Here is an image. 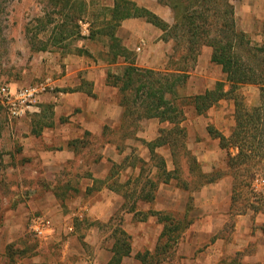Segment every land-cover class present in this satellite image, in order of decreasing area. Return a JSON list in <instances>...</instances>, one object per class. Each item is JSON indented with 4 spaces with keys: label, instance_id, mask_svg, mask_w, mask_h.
<instances>
[{
    "label": "rangeland",
    "instance_id": "rangeland-1",
    "mask_svg": "<svg viewBox=\"0 0 264 264\" xmlns=\"http://www.w3.org/2000/svg\"><path fill=\"white\" fill-rule=\"evenodd\" d=\"M65 1L0 0V75L4 79L10 74L21 84L32 77L27 85L42 79L33 78L36 71L30 64L32 57L23 52L27 44L39 45L47 35L62 28L66 35L83 36L84 24L88 27L84 37L91 28L102 31L97 30L102 27L101 20L81 19L80 0ZM179 1L189 8L191 16L203 1L211 0H163L169 5ZM226 2L215 0L210 5L219 14L213 34L218 37L230 35V31L220 27L226 19L223 16ZM229 3L233 14L227 19H234L236 31L244 35L238 53L250 65L264 68V0H230ZM167 8L174 19H166L170 29L162 36L163 40H155L153 48L146 46L141 52L134 48L129 57L134 61L145 60L152 70L171 72L177 66L171 62L173 57L185 54L186 38L176 27L177 11L171 6ZM214 11L209 12V19ZM91 14L97 19L103 17L99 9ZM78 16L79 23L74 19ZM55 22L53 27L51 24ZM25 29L28 38L23 35ZM101 37L94 42V49L91 47L93 51L103 48ZM99 55L104 58L101 51ZM179 67H183V61ZM222 79L221 67L211 62V49L202 47L187 82L177 89L176 95L184 105V121L180 126L186 132V146L177 147L174 158L171 141L156 148L164 163L160 169L156 167L160 159L151 158L148 144L159 137L171 139V135H163V131L170 130L169 126L157 120H141L119 131L121 119L116 122L111 118L103 126L101 135L90 134L83 145L78 143V150L68 160L63 154L54 153L56 145L53 152L45 151L40 157L19 147L9 152L0 150V264H65L67 261L93 264V258L100 252L110 256L115 228L130 237L131 253L121 264H264V235L260 229L264 213L246 211L235 215L231 212L232 177L227 174V153L207 132L212 126L229 136L234 127L233 102L222 101L201 115L196 114L192 103L195 95L212 89ZM0 84L8 83L0 80ZM25 85L9 87L14 90ZM110 92L118 101L116 90ZM239 92L248 108L260 103L256 85H243ZM113 110L119 115V110ZM7 118L5 109L0 107V129H5L2 123ZM43 123L48 125V121ZM47 132L49 137L45 141L49 142L63 131L57 128ZM259 151L264 155V144ZM229 152L233 156L237 153L235 149ZM53 156L59 161L52 162ZM254 161L257 164L259 160ZM198 168L203 175L216 172L224 175L212 184L202 185L204 178ZM257 168L252 185L259 192L264 191V159ZM107 181L114 183V190L120 189L122 198L110 191L112 185ZM145 194L153 196V200L140 201V195ZM123 202L127 209L134 207L136 214L118 209ZM107 208L110 216L105 214ZM94 213L100 218L96 220ZM37 216L52 221L54 231L47 240L37 239L30 231L31 219ZM163 228L165 233L161 235Z\"/></svg>",
    "mask_w": 264,
    "mask_h": 264
},
{
    "label": "trees",
    "instance_id": "trees-1",
    "mask_svg": "<svg viewBox=\"0 0 264 264\" xmlns=\"http://www.w3.org/2000/svg\"><path fill=\"white\" fill-rule=\"evenodd\" d=\"M226 1L225 10L223 11V16L226 19L222 20L220 27L222 30L230 31V35L218 37L213 34L215 33V19L219 14L210 6L215 0L203 1L204 3L199 7L200 9L193 11L191 16L188 14L189 8L182 2L179 1L169 5L164 3L163 0H159V2L166 6H171V9L177 11L175 16L176 27L181 29L182 37L186 38L185 54L180 55L176 59L173 57L171 62L177 66L171 72L139 69L132 62H129L121 76L109 75L108 84L117 88L120 95L119 105L123 109V115L119 131L123 130L125 125H134L140 120L149 119H157L160 123H165L169 126L170 130L162 133H164L165 137L171 135V139L159 137L152 144H148L151 158L160 159L157 166L154 165L160 169L164 163L156 154V148L169 145L171 141V148L173 149L171 154L174 158L176 155L175 149L177 147L185 148L186 146V132L180 126L184 121V105L177 99V89L183 87L187 82L189 72L195 65L200 49L202 47L210 48L211 62L221 67L224 79L215 83L212 89L192 98V103L196 114L201 115L217 105L219 101L227 100L233 102L234 127L229 136H224L212 126L208 127L207 132L212 138L219 141V147L227 153V174L232 177L231 212L235 215H241L246 211L260 214L264 213V191H255L252 184L256 180V174L258 173L257 165L264 159V155L262 157L261 153H259L264 144V68L250 65L238 53V46L244 35L236 31L234 19H227V16L233 14V7L229 3L230 0ZM121 3L123 8L118 9L117 6V10L126 17L131 16L130 3L125 0H122ZM212 10L214 12L211 14V19H209V12ZM137 15L146 18L149 23L163 32H167L170 29L163 20L148 11L144 10ZM111 43V47L115 51L113 58L124 56L125 50L117 45V40L113 36L111 37ZM181 61H183V67H179ZM246 84L256 85L259 88L260 103L256 107L248 108L243 95L239 92L240 87ZM225 87H227L226 90ZM169 95L171 99H168ZM88 136V133H84L83 138H77L68 143L73 153L78 150L79 145H76L78 143L83 145L87 141L86 137ZM177 137H179V140ZM230 149H235L237 151L236 155H231ZM255 159L259 160L257 164L254 161ZM138 162L144 165L143 161L138 160ZM139 169L142 171L143 167L140 166ZM198 172L201 178H204L202 185L212 184L220 180L224 175L219 172L213 175H203L200 170ZM111 185L110 189L114 190V183ZM116 191L120 192V189ZM241 198H243V202L237 206V202ZM139 199L140 201L149 202L153 200V196L140 195ZM121 209L127 213L136 214L135 208L127 209L124 202L121 205ZM158 214L153 213L152 215L159 216ZM260 229L264 235V224ZM164 233L165 228H163L161 235ZM113 238L115 241L111 249L112 257L108 264H121L122 259L128 257L131 253L130 237L122 229L115 228ZM136 258L140 259V255H137Z\"/></svg>",
    "mask_w": 264,
    "mask_h": 264
},
{
    "label": "crops",
    "instance_id": "crops-1",
    "mask_svg": "<svg viewBox=\"0 0 264 264\" xmlns=\"http://www.w3.org/2000/svg\"><path fill=\"white\" fill-rule=\"evenodd\" d=\"M121 1L80 0L82 2L80 13L83 14H79L81 19L83 21L89 19L101 20L102 27L97 30L102 31H93L91 28L89 36L84 37L80 33L66 35L64 28H62V32H53L47 35L45 42L39 43V45L34 46L30 43V46L27 44L23 47V52L32 57V63L30 64L34 65L36 71L33 78L51 77L54 82V92L41 97L36 108L31 109L24 118L19 120L7 118V121L2 123V125H5V129H0V150L9 152L19 147L33 156L40 157L45 151L53 152L56 145L57 150L55 149L54 153H58L57 155L61 153L65 157L64 159L68 160L73 152L68 146L69 141L81 138L84 133L101 135L103 126L108 124L107 120L112 118L117 122L122 118L123 109L119 105L120 95L117 88L108 84L109 75L121 76L129 62H132L136 68L152 70L153 68L146 65L145 60L139 58L134 61V58L129 57V53L133 52L134 48H136V51L140 49L137 52H141L143 47L146 46L151 49L155 45V40L159 42L163 40L162 36L165 33L149 23L146 18L137 14L145 10L156 15L164 22L166 19L174 18L172 13L169 15L167 6L161 5L159 0H125L130 3L129 8H131V16L126 17L117 10V6L118 9L123 8ZM65 2L74 3V0H66ZM95 9L102 11L103 17L100 19L93 17L91 12ZM79 16L74 18L77 19L78 23L81 20ZM55 24L56 22L51 25L54 27ZM27 33V29H25L24 37L27 36ZM100 34L104 36L101 37ZM36 36L34 33L33 38L35 39ZM112 36L117 40V45L125 50L124 56L113 58L115 51L111 47ZM98 37H101L103 41V48L99 50L104 53V58L100 57V51L97 48L94 51L92 50ZM96 51L99 53H96ZM153 71L163 72V70ZM0 80H4L8 83V86L12 87L21 84H26L25 86L32 85H27L32 77L28 82L23 81L21 84L10 74L5 79L0 75ZM110 90H116L119 95L118 101L111 95ZM222 101H219L218 104ZM113 109L119 110V115H117V112H113ZM111 113L113 114L112 117ZM44 121H48V125H45ZM22 123L25 124V127L21 126ZM57 128H60L63 132L53 136L49 142L45 141V138L49 137L47 131H57ZM51 161L56 163L59 158L53 156ZM111 182L107 181L109 184ZM110 191L122 198L121 192ZM121 205L118 209H121ZM105 214L111 215L109 208L106 209ZM94 215L92 214V216ZM94 218L97 220L100 216L95 215ZM70 228L72 229V227ZM53 231L52 225L50 235L45 240L52 236ZM103 254V252H100L98 256L93 258L92 263L108 264L112 254L110 252V256L107 255V257ZM60 260H63V258ZM65 264L72 263L67 261Z\"/></svg>",
    "mask_w": 264,
    "mask_h": 264
},
{
    "label": "built area",
    "instance_id": "built-area-1",
    "mask_svg": "<svg viewBox=\"0 0 264 264\" xmlns=\"http://www.w3.org/2000/svg\"><path fill=\"white\" fill-rule=\"evenodd\" d=\"M88 32L87 24L83 25V36ZM140 51V49H137ZM54 92V82L51 77H44L40 81L17 89L0 84V105L11 120L20 119L36 108L41 97ZM52 230L49 219L42 216L33 217L30 222V231L37 239H46ZM72 230L71 228L69 229Z\"/></svg>",
    "mask_w": 264,
    "mask_h": 264
}]
</instances>
